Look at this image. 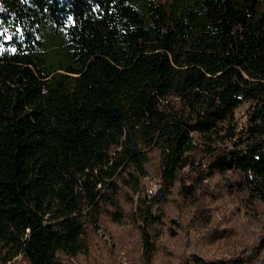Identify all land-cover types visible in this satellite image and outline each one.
Here are the masks:
<instances>
[{"label": "trees", "instance_id": "1", "mask_svg": "<svg viewBox=\"0 0 264 264\" xmlns=\"http://www.w3.org/2000/svg\"><path fill=\"white\" fill-rule=\"evenodd\" d=\"M215 175L264 202V0H0V264H70L104 213L154 264Z\"/></svg>", "mask_w": 264, "mask_h": 264}, {"label": "rangeland", "instance_id": "2", "mask_svg": "<svg viewBox=\"0 0 264 264\" xmlns=\"http://www.w3.org/2000/svg\"><path fill=\"white\" fill-rule=\"evenodd\" d=\"M246 109L247 105L237 111L240 122L246 119ZM153 158L150 175L144 179L148 194L159 188L156 155ZM219 184L220 175L202 179L197 210L187 207L174 189L173 200L163 206V233L157 240L154 264H184L193 254L206 259L247 258L243 264H264V202H253L244 191L232 192ZM88 236L89 251L70 259V264H144L141 236L134 224L116 223L104 213L100 229L89 228ZM15 263L27 264L23 257Z\"/></svg>", "mask_w": 264, "mask_h": 264}, {"label": "built area", "instance_id": "3", "mask_svg": "<svg viewBox=\"0 0 264 264\" xmlns=\"http://www.w3.org/2000/svg\"><path fill=\"white\" fill-rule=\"evenodd\" d=\"M151 191V193L153 192V190H150Z\"/></svg>", "mask_w": 264, "mask_h": 264}, {"label": "snow or ice", "instance_id": "4", "mask_svg": "<svg viewBox=\"0 0 264 264\" xmlns=\"http://www.w3.org/2000/svg\"><path fill=\"white\" fill-rule=\"evenodd\" d=\"M69 19H71V17H69Z\"/></svg>", "mask_w": 264, "mask_h": 264}]
</instances>
